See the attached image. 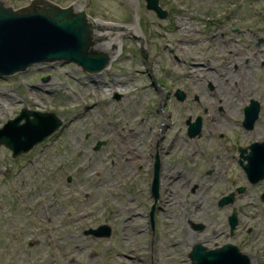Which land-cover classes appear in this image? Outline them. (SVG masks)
Returning a JSON list of instances; mask_svg holds the SVG:
<instances>
[{"label": "rangeland", "instance_id": "1", "mask_svg": "<svg viewBox=\"0 0 264 264\" xmlns=\"http://www.w3.org/2000/svg\"><path fill=\"white\" fill-rule=\"evenodd\" d=\"M3 1L15 9L32 2ZM46 1L82 3L87 19L101 24L91 28L92 48L107 52L114 40L116 55L99 72L55 60L0 75V127L23 108L65 123L18 157L0 146V264H192L197 243H232L250 264H264V179L251 183L239 162L242 149L264 141V0H160L165 18L146 0L38 6ZM104 32L110 35L95 36ZM243 83L239 108L225 117L221 92ZM252 99L261 110L246 128ZM105 106L112 114H101ZM198 117L202 130L191 137L188 120ZM117 119L135 128L126 137L140 155L133 163L119 160L115 138L104 133L105 120ZM232 192L234 201L220 205ZM195 200L200 218L190 215ZM104 224L109 236L88 233Z\"/></svg>", "mask_w": 264, "mask_h": 264}, {"label": "water", "instance_id": "2", "mask_svg": "<svg viewBox=\"0 0 264 264\" xmlns=\"http://www.w3.org/2000/svg\"><path fill=\"white\" fill-rule=\"evenodd\" d=\"M40 1L44 0H32L30 4L15 9L0 0V75H11L25 71L32 64L55 60L75 62L89 72H99L108 66L111 55L92 48V26L85 10L75 13L73 5L62 7L52 1H46V6L42 7L38 6ZM146 1L147 7L155 10L161 18L167 16V11L159 4L160 0ZM176 95L180 100L185 98V92L181 89L177 90ZM260 110L261 104L255 99L245 107L243 125L246 128L254 127ZM64 124L63 119L54 112L23 108L19 115L0 127V146L10 148L13 157H18L43 143ZM188 124V134L193 137L201 132L203 120L201 117L194 122L189 119ZM101 144L99 142L97 148ZM250 148L248 155H244L247 149H242L241 156L248 159L244 165L246 173L251 181L256 182L264 179V141L254 142ZM159 164L157 158L155 193L158 189ZM243 190V187L239 188L240 192ZM234 199L235 192H232L222 198L220 205L232 203ZM237 221V211L233 210L229 217L232 229ZM195 227L202 228L200 225ZM88 233L109 236L111 228L104 224ZM189 255L192 264H230L229 260L234 258L241 259L243 264H250L248 256L232 243L215 249L197 243Z\"/></svg>", "mask_w": 264, "mask_h": 264}, {"label": "bare ground", "instance_id": "3", "mask_svg": "<svg viewBox=\"0 0 264 264\" xmlns=\"http://www.w3.org/2000/svg\"><path fill=\"white\" fill-rule=\"evenodd\" d=\"M85 9L84 5L80 2L78 3H74L73 4V11L75 13H79L81 11H83ZM89 23L91 24V26H98L100 27L101 24H99L98 22H95L94 20H89ZM110 35L109 32H104V33H98L95 34V36L99 37H104V36H108ZM115 41H111L108 43V45L106 46V51L109 52L111 55H116V51L114 52V48H115ZM193 66H201V67H206L207 65L202 64V63H193ZM243 79V78H242ZM243 88L241 89H237L238 92L236 91H222L221 95L223 96L222 99L218 100L220 103L224 104V116L226 117V115L229 113V115L233 118L234 117V112H236V110L239 108V104L236 102V96H238V93H245V85L244 83L242 84ZM103 91H95V95H101L103 94ZM244 95V94H243ZM99 103L94 101L92 104V108L90 109L89 113L92 115H94L95 110L97 109ZM113 104H110V106ZM108 106V107H110ZM108 107L105 106L104 109L101 110V114H105L107 112L108 115L112 114V111L108 110ZM116 113V111H115ZM103 126V130L104 133L108 132L107 135H111L112 138H115V142H117L118 147H117V155L119 157L120 161H132V163L137 160L138 158H140L139 153H137V149H135L136 146V142H132V140H126L127 135L132 134L135 132V128L132 127V123L131 121H120L119 119H117V123H111L108 120H105V123L102 125ZM126 140V142L124 141ZM155 141V139H154ZM153 142V141H152ZM137 153V156H134V153ZM97 171L98 170V165H95L92 167V171ZM99 174V173H98ZM196 200L193 201L191 203V210H190V215L194 218H200L201 214V206L202 205H197ZM52 215V213H50L47 205H45L43 207V216L46 218H50ZM218 231H215V235L218 236Z\"/></svg>", "mask_w": 264, "mask_h": 264}, {"label": "flooded vegetation", "instance_id": "4", "mask_svg": "<svg viewBox=\"0 0 264 264\" xmlns=\"http://www.w3.org/2000/svg\"><path fill=\"white\" fill-rule=\"evenodd\" d=\"M255 142H262V141H255ZM254 143V142H253ZM251 145V144H250ZM249 149H250V151H246L245 153H244V155H248L250 152H251V148H250V146H249ZM240 150H241V148H240ZM242 152V151H241ZM248 152V153H247ZM242 159H241V158ZM240 157H239V162L241 163V165L243 166V168L245 169V164H247L248 163V159L245 157V156H241L240 155ZM245 160L247 161L246 163H245ZM159 162H160V164H159V174H158V182H159V186H160V176H161V161H160V159H159ZM155 168H156V162H155ZM246 171V170H245ZM154 175H155V170H154ZM248 176V175H247ZM248 179H249V177H248ZM261 180H263V179H261ZM261 180H259V181H261ZM249 181L251 182V183H256V182H258V181H256V182H253V181H251L250 179H249ZM263 192H264V190H263ZM263 194V193H262ZM158 197H159V192H158V195H157ZM261 197H262V195H261ZM263 198V197H262ZM264 199V198H263Z\"/></svg>", "mask_w": 264, "mask_h": 264}]
</instances>
